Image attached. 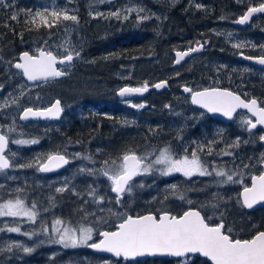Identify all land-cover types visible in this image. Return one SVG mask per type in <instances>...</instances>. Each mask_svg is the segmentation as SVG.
<instances>
[{"label": "trees", "instance_id": "obj_1", "mask_svg": "<svg viewBox=\"0 0 264 264\" xmlns=\"http://www.w3.org/2000/svg\"><path fill=\"white\" fill-rule=\"evenodd\" d=\"M88 1L58 0L62 10L66 9L70 15L78 17V23L61 20L56 27H40L38 30L25 23L29 18L25 14L27 10L33 13L42 11L37 0H6L12 7L0 6V98L11 92V96L6 95L0 101L3 105L8 100V106L0 107V120L15 129L13 132L0 131L9 136L11 146H14L12 141L17 139L39 140L37 144L20 145L17 161H12L13 167L7 171L10 176L0 178V185L3 186L0 187V200L19 197L30 207L35 202L38 221L34 224L17 218L16 221H1L0 229L3 225L8 228L18 225L25 233H34L35 238H48L51 235L43 232V226L51 231L52 217L78 222L84 215L79 211L81 207L95 213L88 216L91 217L89 225L96 230L93 241L99 238L98 232L112 230L120 221V216L112 215L108 209L126 215H158L167 211L179 216L188 208H196L202 215L212 217L209 222L219 221L221 212L229 225L242 221L239 216L245 212L240 210L239 193L249 184L252 175L262 171L260 161L264 145L259 142V137L263 131L260 128L248 130L242 121L253 119L244 111L237 112L227 124L210 117L194 108L189 96L183 94L180 88L184 85L193 90L222 87L245 99L255 98L260 104L264 101V71L238 60L240 53L264 55V16L257 17L246 29L232 26L249 7L264 0H108L96 4V7H91L92 3ZM131 6L143 11L133 8V11H128ZM117 11L120 12L119 19L109 15ZM13 12L18 14L17 21L9 18ZM97 13L103 15L97 16ZM125 15L128 16L126 20L123 18ZM144 16L150 18L138 19ZM5 23L8 27L4 26ZM226 27L239 32L238 44L243 47H234L229 43L223 33ZM200 43L204 44L203 52L179 67H172L174 50L189 49ZM40 48L53 51L58 56L65 55L67 48L73 53L79 51L80 56H74L68 65L66 77L27 85L13 65L21 52L35 54ZM127 64L131 66L129 74L123 70ZM119 71L122 77H119ZM82 76L100 78L101 82L109 84V92L85 87L82 95V91H77L73 84ZM163 79L168 83L165 90H150L143 98L134 99L138 103L145 101L142 108L132 109L124 105L116 98V90L112 88L118 82L144 86L145 83L152 85ZM57 84L67 85V88L59 89ZM14 98L18 101L16 104L11 103ZM54 98H59L64 108L58 121H19L18 115L23 108L45 107ZM108 116L113 119H108ZM237 137L241 141L239 147H228ZM213 140L217 141L211 145L213 154L207 155L206 151L200 153L201 159L209 171L215 167L230 173L239 172L240 175L234 176L238 182L220 185L217 181L223 178L214 174L187 178L180 174L163 176L153 172L134 177L130 182L133 184L132 192L124 193L117 204L112 191H104L108 183L103 175L80 171L81 168L99 169L103 160H115L129 149L140 155L171 145L174 154L180 157L185 154V148L191 153L196 147L194 141L207 144ZM65 149L81 156H91L95 163L78 157L53 174L41 173L35 167H19L49 152L58 150L65 153ZM222 150L233 155L219 154ZM16 164H19L18 167ZM244 164L249 167L245 168ZM55 176L65 178L52 179ZM65 183L69 191L57 193L55 189ZM172 184H177L180 191L185 192V200L171 194L169 186ZM90 186L96 189L97 197L102 196L106 201L95 203L88 195ZM17 189L20 191L17 192ZM72 189L79 195L74 194ZM214 194L223 198L217 209L209 204L210 201L217 202L213 200ZM165 196L168 199H164ZM188 200L193 203L188 204ZM201 204L207 206L200 208ZM255 212L259 215L258 221L264 225V207ZM0 232L4 234L5 231ZM3 244L0 241V264H105V261L108 264H182L184 261L183 264H208L205 259L191 256L176 260L141 258L116 261L86 249L63 247L60 250L54 247L56 252L45 256L44 247L38 248L34 254L41 262L37 263L38 259L28 261L27 257L12 254L7 249L10 244H6L7 248H3Z\"/></svg>", "mask_w": 264, "mask_h": 264}, {"label": "snow or ice", "instance_id": "obj_2", "mask_svg": "<svg viewBox=\"0 0 264 264\" xmlns=\"http://www.w3.org/2000/svg\"><path fill=\"white\" fill-rule=\"evenodd\" d=\"M0 6L4 8H10L12 5L6 2V0H0ZM198 8L202 7L197 5ZM128 11H133L129 9ZM138 11H143L139 9ZM254 13H264V3H261L258 7H249L247 12L243 14L238 21L239 24L247 23ZM29 18L25 20L26 24H31L33 28L38 30L40 27L53 28L57 24L63 21H73L78 23V17L76 15H70L66 9L63 10H51L45 8L43 11H36L33 13L31 10H27L25 13ZM97 16H102L103 13H97ZM109 15L120 18V12H112ZM12 21L18 20V14L13 12L10 17ZM125 20L128 16L123 17ZM150 17H138L139 20L148 19ZM223 18V17H222ZM8 27L7 23L4 24ZM30 31L32 28L29 29ZM67 31V28H65ZM22 35V34H21ZM47 43V42H45ZM242 44L234 45V47H243ZM203 45L190 48L185 52H177L176 63L190 54V52L200 51ZM38 54H30L25 51L19 57V62L13 66L21 71V74L27 78L28 81H48L50 78H57L65 75V72L58 69L56 65L71 64L75 57L80 56V52L73 53L67 48L65 49V55L57 56L52 51L45 49H37ZM245 59H252V57H245ZM257 62L264 65V55L256 58ZM166 81H161L154 85L157 89L165 87ZM2 87V85H0ZM148 90V85L145 83L143 87L131 88L122 87L119 89L118 95L121 97L127 96L132 93H143ZM184 91L191 94V103L199 105L201 108L206 109L209 113H220L223 116L232 119L233 114L239 108L248 109V111L256 119L253 122L251 119L243 120L242 122L247 125L248 130L255 129L257 125H264V106L258 104L257 99L251 100L242 99L240 95L228 90L221 89L219 87L204 88L200 91H195L190 87L185 86ZM23 94V93H22ZM18 101L14 98L11 103L16 104ZM8 106V100L4 101L0 107ZM133 107L142 108L143 104L132 105ZM166 107H170L166 105ZM63 111L60 101L57 100L55 104L48 108H36L27 107L23 109V113L20 116L22 120H28L29 118H59ZM108 119L113 117L108 116ZM121 123H129L127 120L117 121ZM15 131L14 128H9L8 132ZM261 141H264V135L259 137ZM217 141H208L207 144H201L193 142L196 147L188 153V149H184V155L177 157L171 145H165L158 150L153 149L152 152H146L138 155L135 151L129 149L123 152L115 160H103L99 169H85L81 168L80 171H87L90 175L100 174L110 181L111 191L116 193V203L121 202L124 193L132 192L134 177L151 174L153 172H159L163 176H169L173 173H181L184 177L191 178L194 175L199 176H212L220 177L217 181L218 184L223 185L227 183H236L234 176L240 175L239 172H229L224 168H213L209 171L208 167L201 159L200 153L206 151L207 155H212L214 150L211 147L212 144ZM12 143L20 145L37 144V139H17ZM241 141L237 137L233 144L228 147H239ZM247 143V141H245ZM9 144V136L5 133H0V172L13 167L9 157L5 154ZM99 151V150H97ZM221 155H233L229 151H221ZM15 156V153H12ZM76 157L89 160L93 163L95 161L91 156H81V154H75ZM154 157V158H153ZM261 164H264V154L261 156ZM69 163L67 153H61L58 150L49 152L37 156L35 160L29 161L24 164H20V168H33L35 167L40 172H50ZM245 168H248V164H244ZM251 187L245 186L241 193L242 205L248 209H252L254 205L264 202V171H261L258 175L251 176ZM242 182V181H239ZM143 187V185H140ZM0 187H3L0 185ZM171 194L177 196L180 200H185V192L180 191L177 184L169 186ZM191 190V189H188ZM20 189H17L19 192ZM57 193H63L69 191L67 184L56 188ZM74 194L75 190L72 189ZM95 203H103L104 197H97L96 189L91 188L88 192ZM164 199H168L167 196ZM223 198L218 194L213 195V200L216 203L209 202L213 209L219 208V201ZM88 201H85L87 203ZM188 204H192L193 201L188 200ZM239 203V201H238ZM207 205L201 204L200 208H204ZM37 205L35 202L28 207L25 201L19 197L16 199H9L4 203H0V217H27L29 221L33 223L36 221L38 212L35 210ZM84 215L78 222L73 224L72 221H64L61 219L54 220L51 226V232L56 238L51 239V242L59 243L64 248H77L80 246H87L100 252L112 253L116 257H123L125 259H134L136 257L143 256H172V257H184L189 253H199L203 257L208 258L212 264H264V231H256L251 238H235L231 233L233 229L225 225L224 213H220L218 223H209L212 217H206L201 214L198 209H192L183 212L182 215L174 216L165 211L163 214L157 216L152 213L147 215H126L113 213L112 209H108L112 215L120 216V223L116 226L115 231H100L98 235L102 237L98 242L89 243L93 240V233L96 231L94 227L87 223L89 215H95V213L87 212L83 207L79 209ZM103 211V209H101ZM255 227V226H253ZM3 231V229H0ZM9 232L19 233L21 229L19 227H10L7 229ZM43 232L48 233L47 226H43ZM34 233H24L31 238ZM13 247L22 248L23 252L31 253L34 251L31 247H25L21 244L9 245L8 250L11 251ZM105 264H108L105 261Z\"/></svg>", "mask_w": 264, "mask_h": 264}, {"label": "rangeland", "instance_id": "obj_3", "mask_svg": "<svg viewBox=\"0 0 264 264\" xmlns=\"http://www.w3.org/2000/svg\"><path fill=\"white\" fill-rule=\"evenodd\" d=\"M65 1H69V0H65ZM107 1L108 0H90L88 2H91L92 3L91 4V7H96L97 6L96 4H99V3L100 4H103V3H106ZM37 2H38L37 4L40 6L39 8H41L42 11L45 8L49 9V11H51V10H62L59 7V5H58V0H37ZM132 8L133 9H136V11L139 10V7L131 6L130 9H132ZM87 9L89 10L90 8L87 7ZM122 12H124V11H122ZM223 33H224V37H226V39H228V41H229L230 44H232V45H237L238 44V41H239V32L236 31V29H231L230 27H226V28L223 29ZM69 67H71V66H69ZM143 67L146 68V64H143ZM130 68H131V66H129V64H127V66H123V70H124V72L126 74H129L131 72ZM119 77H122V72L121 71H119ZM73 84H74V86H75V88H76L77 91H82V95L84 94V92H83L82 89L85 88V87H91V88H94V89H97V90L98 89H103L102 92H106L107 90L109 92V89H110L108 87L109 84H107L106 82H101V79L98 78V77H95V76L94 77H92V76H86L84 78H83V76L81 78L79 77L78 80H76L75 82H73ZM127 85L128 84H124V83L118 82V83H115L112 86V88H114L115 90H117V89H119V88H121L123 86H127ZM56 87H58L59 89L65 90L67 88V85L57 84ZM6 95L7 96H11V92H7L6 94H4L0 98V101L2 99H4L5 97H7ZM9 128H12V126H10L6 122L0 120V129H4L7 132ZM13 145L14 146L9 145L8 157H9V159H10L11 162L12 161L16 162L17 161L16 159H17V156H18V153H19L18 151L20 149V147H19L20 144L13 143ZM65 152L69 156V159L70 160L75 161L78 158V157H76V155H75V153L73 151H68V150L65 149ZM12 153H15V156H13ZM16 165L18 167L19 164H16ZM16 165H14V166H16ZM17 167H15V169H17ZM8 169L0 172V178H4V177H9L10 176V174L7 173ZM175 174L182 175L181 173H173L171 175H175ZM171 175H169V176H171ZM42 178H46V177H42ZM63 178H65V177L64 176H55L52 179H60L61 180ZM104 179L108 183V187L107 188H104V191H106L107 189H110L111 190V183H110V181L105 176H104ZM42 185L47 186L46 184H42ZM47 188H49V186H47ZM9 199H13L14 200L16 198H5V199L0 200V203H4V202H6ZM104 201H106V200H104ZM28 207H30V206H28ZM16 218L19 219V220H22L24 222H29V223H32V224H34V223H36L38 221V216H37V219H36V221L34 223L32 221H29L27 217H8V216H5V217H0V222L2 221L4 223V222L16 221L15 220ZM56 219H57V217L56 218L55 217H52L50 219V226H52L54 220H56ZM90 220H91V217H88L87 218V223ZM75 223H73V224H75ZM11 227H19V226L18 225H14V226L11 225ZM1 229H3V231H5L4 234H2L0 232V241L2 243H5V244L2 245L3 248H7L6 244L9 243L10 245L21 244V245H23L25 247H31V248L34 249V251L31 252V253H25V252H23L22 248H16V247H13L12 248V250H11L12 254L14 253V254L20 255L21 256L20 258L27 257L28 261H30V260H32V261L34 260L35 261L36 259H38L36 262L37 263L38 262H41L40 259H39V257H37V255L34 254V252L38 248H40V247H44V252H43V255L44 256L45 255H48V254H50L52 252H56L54 247H56L58 250H60V248L63 247L59 243L51 242V239L56 238L51 231L48 232L49 235H51V237H48V238H44V237L35 238L32 235L31 238H30L29 236L24 235L25 232L23 230H21L19 233H17V232H9V231H7L8 227L6 225H3V227ZM36 234H39V232L36 231ZM93 238H94V233H93ZM92 241H89V243L92 242ZM65 249H67V248H65ZM69 249H75V248H69ZM76 249H86V246H80V247H77Z\"/></svg>", "mask_w": 264, "mask_h": 264}, {"label": "water", "instance_id": "obj_4", "mask_svg": "<svg viewBox=\"0 0 264 264\" xmlns=\"http://www.w3.org/2000/svg\"><path fill=\"white\" fill-rule=\"evenodd\" d=\"M263 3H264V2H263ZM259 5H260V4H259ZM259 5L254 6V7H258ZM247 10H248V9H247ZM247 10H246V12H247ZM246 12H245V13H246ZM245 13H244V14H245ZM259 16H264V13H254V14L252 15V17L250 18V20H249L247 23H245V24H239V23L236 22V21L239 20V18H240V17H239V18H238L236 21H234L232 24H233L234 27H237V28H240V29H246L248 26L251 25V23L253 22V20H254L255 18L259 17ZM198 45H203V44L200 43V44H198ZM198 45H195V46H193V47H198ZM193 47H191V48H193ZM189 49H190V48H189ZM189 49H177V50H174V51H173V53H172V56H173L172 67H173V68H176V67H179V66L183 65V64H184L186 61H188L191 57H194V56L200 54L201 52H203V50H204V45H203V47L201 48L200 51L190 52V54H189L188 56H185V57L180 61V63L177 64V63H176V59H177L176 53H177V52H185V51H188ZM23 52H25V51H23ZM23 52H21V53L19 54V57L22 55ZM27 52H28V51H27ZM52 52H53V51H52ZM29 53H30V52H29ZM30 54H32V53H30ZM35 54H38V53L36 52ZM53 54H55V53L53 52ZM55 55H56V54H55ZM57 56H58V55H57ZM260 56H261V55H246V54L240 53V54L238 55V59H239L240 62L246 63V64H248V65H250V66H252V67H255V68H258V69L264 70V65L258 63V62H257V59H256V58H258V57H260ZM19 57H18V60H17L15 63L19 62ZM245 57H252V59H245ZM15 63H14V64H15ZM66 64H67V63H66ZM66 64L61 65V64L58 63V64L56 65V67H57L58 69L62 70L61 67L65 66ZM13 68H14L15 71L21 73V71H20L19 69H16L14 66H13ZM62 71H64V70H62ZM64 72H65V75H63V76H61V77H57V78H50L48 81H51V80H57V79H62V78H64V77H66L67 73H66V71H64ZM22 76H23V75H22ZM23 79H24V81H25L28 85H35V84H38V83H41V82H47V81H36V82L28 81L27 78L24 77V76H23ZM161 81H166V80L163 79V80H160V81L155 82L153 85L148 86V90L145 91V92H143V93H132V94H129V95L124 96V97H121L120 95H118V92H119V89H120V88H119V89L116 91V98H117L118 100H120V101H127V100H133V99H136V98H142V97H144V96L147 94V92H148L149 90L163 91V90H165V89L167 88L168 83H167L166 86L163 87V88H159V89H157L156 87H154L155 84H157V83H159V82H161ZM166 82H167V81H166ZM185 86H187V85L182 86V87L180 88V90H181V92H182L183 94L189 96V100H190V103H191V94H190V93H187V92L184 91V87H185ZM123 87L137 88V87H142V86H123ZM187 87H189V86H187ZM121 88H122V87H121ZM190 88H191V87H190ZM206 88H210V87H206ZM219 88H221V89H226V88H222V87H219ZM203 89H204V88H201V89H197V90H195V91H200V90H203ZM1 90H2V89H1V87H0V93H1ZM228 90H229V89H228ZM230 91H232V90H230ZM232 92H234V91H232ZM234 93H236V92H234ZM236 94H238V93H236ZM238 95H239V94H238ZM240 96H241V95H240ZM241 98H242V99H245V98H243L242 96H241ZM251 99H253V98L245 99V100H251ZM57 100L60 101V99L55 98V99L52 100V102H51L48 106H46V107H42V108H48V107H51L53 104H55V102H56ZM257 101H258V100H257ZM60 104H61V107H62V103H61V101H60ZM258 104H260V103L258 102ZM129 105L131 106V105H133V103H132V102H129ZM191 105H192L194 108H197V109H200V110L204 111V112H205L206 114H208L210 117H212V118H216V119H218V120H220V121H222L223 123H226V124L229 123V122H231V121L233 120L235 114H236L237 112H239V111H244V112H246L248 115H250V116L253 118V122H254L255 119H256L254 116H252V114L248 111V109H245V108H239V109H237L236 112L233 114V118H232V119H229V118L223 116V115L220 114V113H209V112H207L206 109L201 108L199 105H194V104H192V103H191ZM260 106H264V101L262 102V104H261ZM29 107H30V106H29ZM26 108H27V107H26ZM32 108H33V109H36V108H34V107H32ZM62 109H63V107H62ZM22 113H23V110L19 113V121L22 122V123L35 122V121H58V120L62 117V115H63V111H62L61 114H60V116H59V118H29L28 120H22V119H20V116L22 115ZM257 128H260V129L263 131V135H264V125H257V127H256L255 129H257ZM0 133H1V132H0ZM259 142H260L261 144L264 145V141H261V140L259 139ZM7 149H8V148H7ZM7 149H6V151H7ZM6 151H5V154H6ZM68 164H69V163H68ZM68 164H66V165H64L63 167H60V168H58V169H55V170H53V171H50V172H41V173H47V174L56 173V172L61 171V170L64 169V168H66ZM261 166H262V171H264V164H262ZM5 170H6V169H5ZM256 175H258V174H256ZM251 183H252V181H251V179H250V183H249L248 187H251ZM243 189H244V188H242L241 191H240V200H241V202H242L241 193L243 192ZM112 193L116 196V193H114V192H112ZM260 207H264V202H261V203H258V204H256V205H254L252 209H248V208H246V207H244V208H245L246 210H248V211H252V210H255V209L260 208ZM189 209H190V208H189ZM189 209H187V210H189ZM192 209H196V208H192ZM187 210H185V211H187ZM185 211H184V212H185ZM147 214H149V213H144V214H142V215H147ZM152 214H153V213H152ZM161 214H163V212H162V213H159L157 216H159V215H161ZM182 214H183V213H182ZM182 214H181V215H182ZM154 215H155V214H154ZM132 216H137V215H132ZM174 216H176V215H174ZM119 223H120V222H118V223L116 224V226H117ZM115 230H116V227H115V229H113V230H106V229H104V230H101V231H115ZM262 231H264V230H262ZM100 239H102V237L99 236V239H98L97 241H95V242H98ZM86 249H87L89 252L93 253V254L100 255V256H103V257H111V258H113V259H115V260H127V261H133V260H135V259L144 258V257H148V258H150V259H154V258H163V259H167V260H173V259H179V258H182V257H172V256H161V255H157V256H143V257H136V258H134V259H131V258H129V259H125V258H123V257H116V256H114L112 253H107V252H100V251H97V250L92 249V248H89V247H87V246H86ZM186 256H196V257H199V258H203V259H206V260L208 261V263L212 264V262H211L208 258L203 257V256H202L201 254H199V253H189V254H186ZM184 257H185V256H184Z\"/></svg>", "mask_w": 264, "mask_h": 264}, {"label": "flooded vegetation", "instance_id": "obj_5", "mask_svg": "<svg viewBox=\"0 0 264 264\" xmlns=\"http://www.w3.org/2000/svg\"><path fill=\"white\" fill-rule=\"evenodd\" d=\"M129 102H132L133 105H139V104H142L143 105L145 104V101H142L140 102L139 104H137L138 102L134 101V100H131V101H122V103L124 105H127L128 107H131L132 109H136L137 107H133L132 105L129 106ZM241 208V209H240ZM239 209L244 211L245 213L241 216H239V220H242V221H239V223H234V224H231L229 225L228 222H225V225H226V228L227 227H231L233 229V232L231 233L235 238H245V239H248V238H251L252 235L255 234L256 231H262L264 230V225L261 224L259 221H258V214L255 212V210L253 211H247L243 205L240 207ZM259 209V208H257ZM249 212H252V213H249ZM257 218V219H254ZM219 221H215V222H209V223H218ZM255 226V227H253ZM190 257V256H189ZM187 257V258H189ZM191 257H195V256H191ZM181 259H184V258H181ZM206 260V259H205ZM207 262V260H206ZM208 263V262H207ZM210 264V263H208Z\"/></svg>", "mask_w": 264, "mask_h": 264}, {"label": "bare ground", "instance_id": "obj_6", "mask_svg": "<svg viewBox=\"0 0 264 264\" xmlns=\"http://www.w3.org/2000/svg\"><path fill=\"white\" fill-rule=\"evenodd\" d=\"M262 3H263V2H262ZM256 6H257V5H256ZM253 7H254V6H253ZM245 12H246V11H245ZM241 16H242V15H241ZM241 16H240V17H241ZM238 18H239V17H238ZM238 18H237V19H238ZM237 19H236V20H237ZM236 20H235V21H236ZM203 45H204V44H203ZM172 53H173V52H172ZM172 57H173V56H172ZM127 86H130V85H127ZM117 90H118V89H117ZM117 90H116V91H117Z\"/></svg>", "mask_w": 264, "mask_h": 264}]
</instances>
